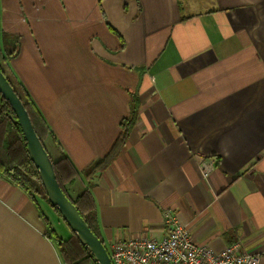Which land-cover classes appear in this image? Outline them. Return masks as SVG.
I'll list each match as a JSON object with an SVG mask.
<instances>
[{"label": "crops", "instance_id": "crops-1", "mask_svg": "<svg viewBox=\"0 0 264 264\" xmlns=\"http://www.w3.org/2000/svg\"><path fill=\"white\" fill-rule=\"evenodd\" d=\"M0 31L20 36L3 71L81 171L109 151L129 91L140 93L116 159L69 187L92 184L106 243L162 237L171 209L197 242L225 248L216 0H0ZM45 147L59 157L53 138ZM206 157L216 160L207 178ZM48 222L71 234L49 202L0 176V264H64Z\"/></svg>", "mask_w": 264, "mask_h": 264}, {"label": "trees", "instance_id": "trees-1", "mask_svg": "<svg viewBox=\"0 0 264 264\" xmlns=\"http://www.w3.org/2000/svg\"><path fill=\"white\" fill-rule=\"evenodd\" d=\"M19 51L20 36L14 33L4 35L0 31L1 68L4 61L15 57ZM13 86L22 99L30 115L35 131L45 145V140L47 137L53 136L47 120L29 93L22 88H18L15 84H13ZM141 103V96L130 92V113L127 117L121 120V131L115 142L105 155L93 160L82 171L77 169V167L64 152H62V156L59 159H54L49 154L52 158L57 179L63 191L79 209L81 215L89 224L94 233L98 235L105 244L106 242L102 236V231L99 224L97 201L92 191V184L76 196L70 194L69 185H71L77 179V177L81 175H84L88 179L93 178L104 171L110 165V163L116 159L136 124ZM57 145L60 147L59 144ZM0 176L13 184L20 186L27 194L33 197V199H35L34 195L37 194L42 199L50 203L39 170L29 155L27 140L18 122L16 113L13 110L10 102L3 96L1 92ZM53 207L62 217L59 209L56 206ZM71 231V235L67 238H64L56 231L51 223L48 222V230L46 234L51 240L57 243L62 260L65 262L64 264H98L91 251L85 247L78 235L73 230Z\"/></svg>", "mask_w": 264, "mask_h": 264}, {"label": "built area", "instance_id": "built-area-1", "mask_svg": "<svg viewBox=\"0 0 264 264\" xmlns=\"http://www.w3.org/2000/svg\"><path fill=\"white\" fill-rule=\"evenodd\" d=\"M199 167L207 178L214 172L216 160L203 158ZM105 245L113 264H226L225 248L217 251L197 242L171 209L165 211L162 237L136 235L116 238Z\"/></svg>", "mask_w": 264, "mask_h": 264}, {"label": "water", "instance_id": "water-1", "mask_svg": "<svg viewBox=\"0 0 264 264\" xmlns=\"http://www.w3.org/2000/svg\"><path fill=\"white\" fill-rule=\"evenodd\" d=\"M0 92L10 102L16 113L18 122L27 140L29 155L39 170L50 203L59 209L62 218L70 229L78 235L85 247L91 251L98 264H113L103 240L94 233L81 215L79 209L63 191L57 179L52 158L35 131L22 99L1 66Z\"/></svg>", "mask_w": 264, "mask_h": 264}, {"label": "rangeland", "instance_id": "rangeland-1", "mask_svg": "<svg viewBox=\"0 0 264 264\" xmlns=\"http://www.w3.org/2000/svg\"><path fill=\"white\" fill-rule=\"evenodd\" d=\"M18 88H20L19 86H17ZM130 92H132V93H135V94H138L139 96H141L140 95V93H138V92H133V91H129V96H130ZM139 110H140V108H139ZM129 113H130V100H129ZM129 115V114H128ZM127 115V116H128ZM139 115V114H138ZM127 116H125V117H127ZM125 117H123V118H125ZM122 118V119H123ZM121 119V120H122ZM138 119V118H137ZM137 122V121H136ZM49 125V124H48ZM50 127V126H49ZM51 129V128H50ZM52 131V130H51ZM120 131H121V121H120V130H119V133H120ZM52 133H53V131H52ZM51 138H53L54 139V141H55V143H56V145L57 144H59L60 145V147L57 145V148H58V150L60 151V154H59V157L57 158V159H59L61 156H62V152H64L63 150H62V146H61V144L59 143V141L57 140V138H56V136H55V134L53 133V136H49V137H47V139L45 140V141H47L48 139H51ZM58 142V143H57ZM65 153V152H64ZM66 154V153H65ZM67 155V154H66ZM68 156V155H67ZM99 175V174H98ZM84 176V175H83ZM80 177V176H79ZM85 177V176H84ZM86 179H87V177H86ZM91 180V179H90ZM16 185V184H15ZM18 186V185H17ZM71 185H69V187H70ZM20 187V186H19ZM21 188V187H20ZM87 188V187H86ZM79 194V193H78ZM35 196V199L36 200H39V202H41V197L39 196V195H37V194H35L34 195ZM76 196V195H75ZM33 198V197H32ZM34 200V199H33ZM40 203H38V205H39ZM56 211V210H55ZM173 211V210H172ZM56 213H57V211H56ZM58 214V213H57ZM59 215V214H58ZM59 217H61L60 215H59ZM62 218V217H61ZM60 220V219H59ZM72 232V231H71ZM59 233V232H58ZM71 235V234H70ZM69 235V236H70ZM68 237V235L66 236V237H64V238H67ZM131 237H133V236H131ZM131 237H128V238H131ZM128 238H121V239H128ZM120 239V238H119ZM106 244H108V243H106ZM59 254H60V252H59ZM63 263H65V262H63Z\"/></svg>", "mask_w": 264, "mask_h": 264}]
</instances>
